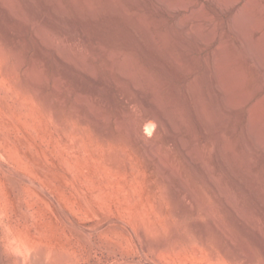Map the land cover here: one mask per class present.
I'll list each match as a JSON object with an SVG mask.
<instances>
[{
  "label": "rangeland",
  "instance_id": "obj_1",
  "mask_svg": "<svg viewBox=\"0 0 264 264\" xmlns=\"http://www.w3.org/2000/svg\"><path fill=\"white\" fill-rule=\"evenodd\" d=\"M174 1L177 3V0ZM174 1L172 0L171 3L175 4ZM186 1L189 7L172 4L177 9H171L170 12L166 8L160 10L157 5L155 6L154 0H144L145 3L142 1L143 4H138L137 7L133 3H127V0L124 2L123 0H89L88 3L87 0H35L34 2L0 0V53H3L0 54V264H261L264 261L262 249L247 234L246 229L232 219L205 181L195 174L179 149L175 145L163 144L165 130L158 131L153 123L146 120V108L136 106L134 113L142 129L151 128L147 129L149 130L147 137L141 136L147 143L140 136H136L137 138L132 136L133 139H131L119 135L116 144L119 146L120 158L115 165L106 162L104 147L108 143L95 133L91 125L82 122L78 117H70L67 128L63 131L53 119L50 104L53 84L52 53L46 51V57L43 60L36 56L40 46V39L37 41L38 38L35 35V30L38 28L34 14L37 10L44 15L47 14L43 27L45 32L49 31L53 39L55 37L53 40L55 45L60 43V38L53 28L55 18L51 17L56 10L64 15L63 22L66 24H75L79 30L84 28L82 30L89 34L93 43L113 47L133 58L136 71L134 74L133 70V74L135 76L139 74V77L147 75L148 79L155 81L156 88L160 92L157 93L161 96L158 94L159 96L156 95L158 99L155 97L157 103L155 102L152 108L150 105V109L155 107L153 110H158L156 108L161 106L159 109L169 110L165 113H172V106L169 105L170 90L174 86H180L178 88L181 89L188 85L193 86L191 83L194 79L195 85L203 81L200 83L203 88L200 84L197 88L200 91L202 89L199 93L204 106L199 100L200 109L203 107L202 114L206 108L205 114L209 113L206 116L210 119L203 114L205 125L208 120L210 123L211 119L213 122L215 119L222 120V114L219 115L218 110L215 112L217 107L208 93L209 81L201 75L203 76L202 72H206L205 68L209 60L206 57H210L209 54L218 44L225 48L224 51L226 48L229 50V53H224L232 54V51L233 54L236 53L234 50L236 37L228 35V18L212 2L209 0ZM234 10L235 14H241L238 6ZM187 16H193V20ZM184 18H189L190 22H196L193 24L200 25L201 22H215L211 24H216L218 29L215 30L216 36L211 37L213 40L210 41V38L199 50L191 48L192 55H198L197 58L193 56L195 65L198 64L197 62H202L203 64H198L201 68L194 63H188L187 58L183 59V54L181 56L182 52L176 51V54L180 51L179 55L177 54L179 61L187 62V64L184 62L185 65L181 62L182 69L183 66L185 69L189 65V69L193 70L192 72L186 68L185 70L190 74H186L182 79L177 80L169 69L165 68V70L134 46L127 44L132 40L131 34L127 31L129 25L135 23L133 27L135 31L138 30V33L142 30L146 33L147 29L152 34L145 35L153 36L154 34L155 39L165 36V40H168L171 39L170 26L178 19L185 20ZM141 22L144 24L142 25ZM10 23H14L16 30L12 39L8 38V40L6 30L2 28ZM166 29L169 33L165 31ZM143 31L140 35H144ZM227 36L231 38V41H228L230 38ZM42 39L49 40L45 36ZM233 59L229 62L231 63L229 68L234 69H231L232 71L237 72L246 67L242 60H237L241 58ZM235 59L237 63L234 62ZM87 61L98 72L110 73V60L107 56L88 53ZM216 61L218 63V57ZM246 68L249 80H246L248 82L245 88L247 86L246 90L251 92L252 89H256L254 87H257L258 78L252 67ZM220 70L223 71L219 73L224 72L221 74L222 77L231 79L230 75L226 74L227 69ZM202 78L203 80L197 81ZM233 82L234 80H231V85ZM234 87L235 90L233 87L232 89L241 98L239 86ZM236 87L239 88V92ZM233 90L232 93H234ZM206 95L210 97L206 100L207 104H204ZM263 95L264 92L257 93L242 107L241 104L238 106L240 99L235 93L233 94L234 98H237L235 101L238 102L239 110L236 108L237 122L234 130H232L234 122H230L227 132V145L231 146L234 152L227 157L239 159V161L227 159L230 161L229 164H236L237 161L240 165L245 163L242 167L247 165L253 176H262L261 178H264V156L261 159L256 158L257 161L253 157L252 166L248 165L244 156L242 129L251 116L256 114L262 115L260 120L264 124V112H262L264 110L258 109L257 112L256 109L258 107L256 104L259 105L261 102H258V99H264ZM161 99L164 103H160ZM263 103L262 101L261 104L264 106ZM260 106L259 108L263 107ZM179 107L180 110L184 108L183 112L187 109L186 115L182 111L181 113L185 115L184 121L186 120L190 126H187L185 122L190 131L184 138V142L187 141L188 145L190 144L189 146L186 144L188 149L192 150L193 156H197L195 150L191 148H194L196 141L202 140L203 129L195 122L186 104ZM250 107L254 110H249ZM255 109L257 113L254 112ZM249 111L254 113L251 112V115ZM212 116L217 118L213 120ZM258 116L253 118L260 121ZM213 122H211L212 126L209 123L206 126L207 128L210 126L211 129L208 128L210 131L216 128ZM147 123L151 125L148 126ZM147 139L150 140L151 145L156 142V144H163L164 153L169 158L167 166H170L164 167L168 169L159 168L155 161H151L150 165L146 164L142 153L145 146H150ZM204 149L206 156L203 159L206 160L210 170L223 184L226 185L228 182L226 186L237 197L240 211L243 208L242 213H245V218L246 216L248 218H246L248 225L252 227L257 223L255 228H259L258 231L264 236V212L251 203L247 192L241 193L237 185L226 176L215 154L214 146L207 144ZM229 149L231 152V148ZM164 169L172 175L170 182L164 179ZM232 169L234 171L237 168ZM238 171L237 169L236 172ZM242 178L250 182V184L247 182L249 185L255 182L252 178L248 180L249 177L247 178L244 174ZM181 179L184 189L187 188L186 192L175 198L170 197L173 189L181 186ZM261 189L258 194H264V184ZM181 198H186L183 199V204H181ZM184 206L190 207L192 214L184 212ZM211 217L215 219L213 223ZM241 252L251 253V256L253 255L251 260H246Z\"/></svg>",
  "mask_w": 264,
  "mask_h": 264
},
{
  "label": "bare ground",
  "instance_id": "obj_2",
  "mask_svg": "<svg viewBox=\"0 0 264 264\" xmlns=\"http://www.w3.org/2000/svg\"><path fill=\"white\" fill-rule=\"evenodd\" d=\"M27 1L28 2H34L35 0H27ZM88 1L89 0H87V3H88ZM124 1L125 0H123V2ZM142 1L144 2V0H127V3H133L137 7V5L141 4ZM154 1H155L154 2L155 6L157 5L160 8V10L163 8H166L167 10L170 11L171 9L176 8V7L174 8L172 6V4H174V3H171L172 0H154ZM189 1H191V0H189ZM195 1L197 2V0H194L193 2H195ZM39 2H41V1H39ZM209 2H212L219 9L220 12H222L223 14L226 15V17L228 18V35L229 36L235 35V37H236V40H235L236 43H234V41H233L234 39L232 40L234 43V50H236V53L233 54V51H232V54L224 53V52L229 53V50H227V48H226V50L224 51L223 49H225V48L219 46V44H218V46H216V49L214 51H212V53L209 54L210 57L209 56L206 57L207 60L209 59L207 61L206 68H205L206 72L205 73L202 72L203 76L201 75V77H203V78L205 77L208 79L207 81H209V85H210V86H208L209 87L208 93L211 96V98H212L211 100H213V103H215L214 105H216V107H217L215 112L218 110V112L220 113L219 115L222 114L221 117L223 118L222 119L223 121H222L221 118L218 116L220 118V119H218L219 120L218 121L215 119L217 117L214 118L212 116L213 120L215 119V122H213L212 119L210 121L213 122L214 126L216 125L215 126L216 128L215 129L212 128L214 130H211V131L208 130V128L210 126L208 128L206 127V126H208V123H209L208 119H210L209 117L206 116L209 113L207 112V114H205V112H204L207 108L205 110H203V114H205L206 118H208L207 119L208 123L206 122L207 125H205V118H204L202 111H201L204 106H203V102H202V100H200V96H199V93L202 91V89L200 88L201 91L198 90V88H199L198 84L202 83L203 81L199 82L198 84L196 83L198 85V88H197V85H195L193 83V82H195L194 79H192L193 82L191 80H189V82H192L191 84H193V86L188 85V86H185L183 89L178 88L180 86H178V87L174 86L173 89L170 90V93H171V97H170L171 100L170 101L171 102L169 101L170 102L169 105L171 104V106H172V108H171L172 113H170V114L165 113V112H168L169 110L164 111L165 110L164 108L159 109V108H161V106H159V105H158L159 107L157 105H155L158 107V108H156L158 110H153L155 107L153 109H150L149 106L151 105V108H152L153 104H155L156 100L158 99L157 96L160 95L159 94L160 92L157 90L158 88H156L155 81H153V79H148L147 75L144 77H139L138 76L139 74L137 76H135L134 74L136 73V71L134 70L135 66H134V63L132 60L133 58L131 59L129 56H126L124 52L117 50L113 47L103 45L102 43H98V44L93 43L89 37V34L85 33V31L82 30L84 28H82V29L80 28L81 30H79V28L75 27V24H68V23L66 24L65 22H63V19H65V18L63 17L64 15H62V13L60 11H56L54 9L55 11L53 12V14L51 16V17L54 16L53 18H55V20H54L55 25L53 28H55L54 30L56 31L57 36H59V38H60V41L57 40L60 42L57 45H55V43H54L55 41H53V40H55V37L53 39L52 38L53 36H51V34H49V31H48V33H47V31L45 32V29L43 27L44 22H46L45 20L47 19L46 18L47 14H45L46 15L45 16L43 13H41L38 10L35 12L34 15L36 16L35 19H36V24H37V28H38L35 30V35L38 38L37 41H39V39H40V41H39L40 46H39V50H38V55H36V56H38V58L40 60H43L46 57V51H49L52 53L51 58H52V63H53V84H52V96H51L50 104H51L54 122L56 124L60 125V127L62 128L63 131L66 130L67 123H68L67 121H68V118H70V117H78V118H80V120L82 122L87 123L88 125H91L92 128H94L95 133L98 134L101 138L105 139L108 143L104 147L105 154H106V158H105L106 162L108 164L115 165L120 158L119 146H117V144H116V142L118 140L117 137L119 135L125 136L127 138H131L132 136H134V138H135L136 136L137 137H139V136L140 137L141 136L147 137V134H149L148 133L149 130H147V129H149L150 127L147 129L144 127L142 129L140 126V122L137 120L135 113H134V107H136V106L143 107L144 109L146 108V111L144 110L146 112V117H145L146 120L153 123L158 131L165 130V133L163 136V144L164 145H175L179 149L181 155L183 156V158L185 160H187L189 165L194 170L195 174L199 178H201L202 180L205 181L207 186L210 188L211 192L222 202V204H223L222 206H224L227 209V211L230 213L232 219L239 226L246 229L247 234L250 235L253 238V240H255L257 245L264 252V236H263L262 232L258 231L259 228L258 229L255 228V225L257 223L255 225H252V227H250L248 225L249 222H247V220H246L247 216L245 218V216H244L245 213L244 214L242 213L243 208L241 209V211L239 209L240 207H239L238 202H237V197H235L232 194L231 190L228 188V186H226L228 184V182L226 185L223 184L217 178V176L214 174V172L212 170H210L209 165H207V163H206V160L203 159V158H205L204 156H206V153L204 151L205 150L204 146L207 144H212L215 148V154H216L217 158L219 159L221 166H222V169L225 172L226 176L237 185V187L241 193L247 192V196H249L248 199H250L251 203L253 205L255 204V206H257L259 209H261L264 212V194H261V193L258 194V191L261 192V190L263 189V188L261 189V187L264 184V178H261L262 176L256 177L255 175H254L255 176L254 177L252 175L250 169L248 170L247 165H246L247 168L242 167L243 165L245 166V163H243V165L242 164L240 165V163L238 164L239 159H235L233 157L235 155L232 156L233 158H230L232 160L233 159L238 160L236 164L235 163L232 164L233 166L231 164H229L230 159L227 157V156H230L231 153L232 154L234 153L232 150V147L231 146L229 147L227 145V142H228L227 141V132H228V128H229V123L234 122V124L232 126V130H234V125L237 122L236 117H235V114H237V113H235V112H236L238 102L235 101L237 98H234L233 94L235 93V95L237 97H238V95L234 91L235 90L234 86L235 85H237V87L239 86V88L241 90L240 94H239L241 98L238 97L240 99L238 106H239V104H241L242 107L244 106L243 104L246 105V103L254 95H256L259 92H264V0H209ZM187 3L188 2L186 0H177V3L175 2L176 6H178V4L179 5L181 4V7L182 6L187 7L189 4V3L188 4ZM75 4H77V3H75ZM114 4H115V1H114ZM175 4H174V6H175ZM83 5H85V3ZM27 6H28V4L26 5V7ZM73 6H75V5H73ZM115 6H116V4H115ZM236 6H238L241 9V14H238L239 17H237L238 15L235 14L234 8ZM87 7H88V4H87ZM57 8H59V7H57ZM127 11H129V10H127ZM193 11H194V9H193ZM237 11H239V10H237ZM200 13H202V12H200ZM31 14H32V12H31ZM75 14H76V12H75ZM187 17H189V18L191 17L192 18L191 20H193V16H187ZM207 17H209V16H207ZM23 18H24V16H23ZM182 18H183V16H182ZM189 18H187V19L184 18L185 20H182V19L179 20L178 19L176 23L173 22L174 24L172 26H170V28H169V31H170L169 37L172 40L166 38V39L171 40V41L165 40V36H163V37L161 36L162 38H160V39H155L154 34H153L154 37L151 35H145V34L149 33L147 29H146V31H147L146 33L142 30L144 32V35H140V33L142 31L140 33H138V30L135 31V28H134L135 23L134 24L131 23L133 25L127 26V29H128L127 31H129V33L131 34L132 40L130 42H128L127 44L134 46L139 52H141L143 55L147 56L152 61L157 62L159 64V66H161L162 68L169 69L170 70L169 72H171L173 75H175L177 77L176 78L177 80L182 79L183 77L186 76V74L189 73V72L187 73V71L185 69L187 68V70L191 71L192 68L190 67L191 69H189V65H188L187 67L185 66L186 68L184 69V66H183V69L186 71V72H184V70L182 69L183 64L181 65V62L184 63L185 61H183V60L179 61L180 58L177 56V54L179 55V53L181 51L182 52L181 56L183 54L182 57H184L183 59L187 58L188 63H190V64L194 63V65H195L196 62H195L194 58H197L198 55H196V56L192 55L193 49L191 50V48L194 47V48H197L199 50V48L205 42H207L211 37H213L214 35L216 36L217 33L215 30L218 29V28H216V26H217L216 24H215L216 26L211 24V23H215V22H211V21H208L209 23L203 22L204 25L202 22H201V25L198 23L193 24L196 22H193V23L190 22ZM165 19H168V18H165ZM139 21H141V20H139ZM79 23H80V21H79ZM102 23L103 22H101V24ZM13 24H11V23L6 24L4 26L5 28H2V30L3 29L6 30V34H7L6 39H8V38L12 39V37L14 35V31L16 30V28ZM137 24H138V22H137ZM143 24H144V22L142 23V25ZM22 26H23V24H22ZM144 28H145V26H144ZM165 31H168V29H166ZM169 31H168V33H169ZM86 32H88V31H86ZM159 32H162V31L159 30ZM150 33L152 34V32H150ZM56 34H54V35H56ZM42 35H44L46 38L48 37L49 40H47V41L45 40L46 41L45 42L42 39L44 37V36L42 37ZM160 35H162V34H160ZM229 36H227V37H229ZM166 37H168V35H166ZM56 38H58V37H56ZM211 40H213V39L211 38L210 41ZM228 41H231V38ZM222 44H223V42H222ZM225 44L226 43H224V45ZM38 45H39V43H38ZM226 46H227V44H226ZM202 48H204V47H202ZM177 50H180V51H178L179 53L176 54ZM88 53H90V55L97 53L100 55L102 54V55L107 56L108 59L110 60V64H109L110 65V67H109L110 73L104 74L103 72H98L97 70H95V68L93 66H91L89 64V62L87 61ZM0 54H3V53H0ZM193 56H194V58H193ZM199 57H198V59H199ZM217 57H218L220 63H219V61L217 63V61H216ZM233 58H236V59L241 58V59H237V60L238 61L242 60L246 67L250 66L254 69L255 74L257 75V78H258L257 79L258 83H256L257 87H254V88H256L255 90L252 89L253 90L252 91L250 89L251 92H249L248 90H246L247 86L245 88V84H247V82H248V81L246 82V80L247 79L249 80L248 75L246 74V72H247L246 67H244L242 70H240V69L237 70V72H236V70L232 71L234 69L231 68L232 69L231 70L229 68V64H231L229 62H231V60H234ZM236 59L234 62L237 61ZM187 62H185V63L187 64ZM185 63H184V65H185ZM197 63L199 64L200 62H197ZM198 64H196L197 67H198ZM200 64H203V63L201 62ZM233 64L234 63L232 61V65ZM194 65H192V66L195 67L196 65L195 66ZM198 68H201V67L199 66ZM222 68H225V70L227 69L226 74H227V76L230 75L231 79H227L225 74H224V76L226 78L222 77L223 75H221V74L224 72L219 73V71H223V70H220ZM4 70H6V69H4ZM133 70L135 71L134 74H133ZM143 71H145V70L143 69ZM192 72H193V70H192ZM146 73L147 72H145V74ZM145 77H147V79H145ZM198 77H199V75H198ZM203 78L199 79L197 81L203 80ZM231 80H234V82H233L234 86H232L233 83L231 85ZM159 81H162V80H159ZM189 82H188V84H190ZM204 83H206V82H204ZM200 85H202V84H200ZM232 87L234 90L232 89ZM202 88H203V85H202ZM239 88L236 89V90H238V92H239ZM32 89H34V88H32ZM232 90L234 91V93H232ZM36 91H37V88H36ZM157 92H159V93H157ZM241 92H242V94H241ZM204 94L205 93H203V95ZM210 96L206 95L205 101L203 100L205 102L204 104H207L206 102H208V101H206V100ZM155 97L157 98L156 100H155ZM203 97H202V99H204ZM262 97H264V95ZM199 100L202 102V106H203V107L201 106L202 109H200V103L201 102ZM208 100H209V98H208ZM259 101L264 102V99L260 98V100L258 99V102ZM161 102H163V100L160 101V103ZM261 102H259L260 103L259 105L256 104L257 101L255 102L256 106H258L257 108L255 106V108L257 109V112L259 111L258 109L264 110V108H263L264 106L261 104ZM185 104L190 109V112H191L190 114L194 118L195 122L198 124V126L201 127V129H203L202 140L196 141L194 143V148H191V149H193V151L195 150V155H197V156H193L192 150L188 149V147H187L188 142L187 141H186V143L184 142V140H185L184 138L189 135V131H190L189 127L190 126L188 125L189 123L186 120L184 121L187 109L183 112L184 108L182 107V110H180L179 106H182V105L185 106ZM253 105H251L252 108H254ZM260 105L263 107L259 108ZM165 106L166 105H164V107ZM208 106H210V105H208ZM252 108L250 107L249 110ZM256 109L254 111L255 113H257ZM160 110H163L164 112L160 111ZM252 110H254V109H252ZM181 111L183 113H185V115L182 114ZM210 112H211V110H210ZM251 112H250V114H251ZM254 112H252V113H254ZM262 112H264V111H262ZM259 113H261V112H259ZM261 114H263V113H261ZM182 115H184V116H182ZM256 115L258 116V114H256ZM256 115L251 116L250 120H248L245 123V126L242 129L243 133L241 132L243 135V141H244V156L246 158V161L248 162V165L251 164V166H252V163L254 162L253 157H255V161H257L256 158L261 159L264 156V131H263L264 128L262 129V125L264 126V124L261 123L262 118H260V116L262 117V115L258 116L259 117L258 120L261 119L260 121H256V119L253 118V117H257ZM185 122H187V126H189L188 128L186 127ZM211 122L209 123V125L212 124ZM149 123H147L148 126L151 125V124L149 125ZM147 124H146V126H147ZM209 129H211V128H209ZM150 131H152V130H150ZM131 139H133V138H131ZM135 140H137V139H135ZM143 141H145V138L143 139ZM149 141L150 140H148V143H150V146H148L147 144H144L147 146H145L146 148H144V152L142 153L143 159L146 162V164L150 165L151 161H155L159 165V168L160 167L161 168L168 167L167 164L169 165V158L164 153V150L162 147L163 144L162 145L160 143L156 144L157 143L156 142V143L151 145V142H149ZM131 142H132V140H131ZM145 142L147 143V141H145ZM152 143H153V140H152ZM228 147L231 148V152H230V149ZM243 157L241 159H243ZM227 159H229V160H227ZM240 162H241V160H240ZM164 166H166V167H164ZM231 166H232V168L233 167L235 169L237 168L247 178L249 177L248 180H251V178H252L255 182H252L251 184H253V183L254 184L249 185L250 182L247 181L249 183L248 184L245 181V179L242 178V174H240L239 171H238L239 173L236 172L237 169L233 171ZM168 168H166V169H168ZM251 169H252V167H251ZM177 171H179V170H177ZM165 172H166V175H165ZM165 172L163 173L164 179L167 182H170L172 180L170 176H172V175H169L168 174L169 172L166 170H165ZM170 173H171V171H170ZM185 179H188V178H185ZM181 181H182V179H181ZM173 184H175V183H173ZM184 188H185V186H184L183 181H182L181 186H179V187L177 186L174 189L172 188L173 191L170 194V197L175 198L176 196L180 195L181 193H185L186 192L185 190L187 188L186 189H184ZM197 195H198V193H197ZM197 197H199V196H197ZM183 199H186V198H183ZM183 199H182L181 204H183ZM249 204H248V206H249ZM184 209H185L184 212H186L187 214H189V215L192 214V209L190 207L184 206ZM211 220L213 223L215 220L214 217ZM218 224H220V223H218ZM200 226L201 225L199 224V227ZM199 227H198V229H200ZM201 228H202V226H201ZM219 228H221V227H219ZM224 236H226V235H224ZM239 243H238V245H239ZM164 247L166 248V246H164ZM241 255L248 261L251 260V258L253 256V255L251 256V253H249V252L248 253L241 252ZM261 264H264V261Z\"/></svg>",
  "mask_w": 264,
  "mask_h": 264
}]
</instances>
